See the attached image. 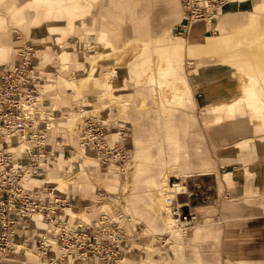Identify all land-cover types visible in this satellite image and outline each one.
I'll list each match as a JSON object with an SVG mask.
<instances>
[{
    "label": "rangeland",
    "instance_id": "rangeland-1",
    "mask_svg": "<svg viewBox=\"0 0 264 264\" xmlns=\"http://www.w3.org/2000/svg\"><path fill=\"white\" fill-rule=\"evenodd\" d=\"M8 1H17L21 3L22 7L24 8L23 16L25 26L23 28L27 31L32 30V34L28 32V37H26L20 27H17L14 24H10L9 21H7V29L5 32L3 30L4 21L0 17V45H2V43H8L10 38L17 44L13 48L15 51L10 55L8 60L5 63L2 62L4 63L2 66L0 65V70L6 66L13 65L17 56L25 46L31 45L34 47V49H36L34 62L39 73V91H41L40 96L38 95L39 98L34 99V102L36 101V105L34 106L39 110V114L37 113L34 118H38L40 120L38 123L39 131H41L45 135V146L47 149V153L45 155L44 161L46 162L48 169L44 173L34 176L31 184H34L35 187L46 186L54 190V188L47 183V179L45 178L46 173L52 171L53 169V167L50 166V154L54 152L64 153L63 147L65 145V147H67L69 150L67 152L70 153L72 149L75 150L68 145L69 136L68 133L65 132V130H67L68 128L69 122L63 123L67 120L69 121V119L73 120L79 116L81 117L80 120L78 118V124L74 127L75 133L77 135V146L75 147L77 150H75V153L73 155L69 153L67 154V156L71 159V171L75 173L79 171L78 160L80 158V154L78 153V151L83 150L79 146L80 144L78 138L82 131L83 123L87 118L96 119L101 123H104L108 127L109 133L114 134L112 135L114 139L120 138L124 148L128 152V159L131 157L133 151V143L131 139L134 135L135 128L144 136H147L150 133L159 136L161 131V129L157 125L156 118L147 109L137 110V113H139L138 118H141H139L140 122H137L136 127L134 125V120L125 122L121 120L119 113L126 110V104L125 102H121L120 100L111 98V90L115 86L113 85V87L109 88L107 86L105 78H103L102 76L103 72L110 68V65H104L99 68L101 87L94 86L91 88H84L78 94H73L72 91L69 92L65 87H62V85L66 81L72 82L76 78L86 76L85 72L89 67V61L87 58H95L97 50L96 40H94V36L91 35L92 31H88L90 27L89 25L92 23H96L97 25L102 23L105 25L107 24V21L106 19H99L94 17L90 13L91 11L98 9L99 11H103L106 13L107 9L113 14H118V18H116V21H114L116 23L113 25V34L116 38L115 43L117 46H119L124 36L139 34L142 29H145L144 27H146L147 24H150L151 19L156 20V17L163 15V13L165 12L164 8L170 9L165 13L166 18L169 17L170 21L176 20L178 23H173L171 32L168 33L173 39L178 40L181 43L183 59L187 58L188 62H191L190 60L195 57L196 54H199L205 57H210L213 55L214 58L211 57L202 60L213 61L217 60L218 56L229 54L228 52L237 50L239 51V56L236 57L235 63L245 62L247 60V57L249 56L251 60L254 61L256 66L260 65L261 63L264 69V0L259 1L257 4L253 3L250 8L256 10V15H249L245 19H242L241 11L238 10L232 12L231 7L229 8L230 11L223 8L222 15L224 16V21L229 26L228 30L229 28L231 29L227 31V33L233 35L231 38V42L227 44L222 43V41L215 42L213 44L205 43L207 38L211 36H218L221 34V30H218L222 29L223 27V22L222 20H220L223 19L221 15L219 16V18L216 17L211 21L198 20L190 23L191 25L189 24L190 27L198 22H203L206 24L211 23L209 30L201 34L193 35L189 29L184 34H180L178 30H172L174 25L179 24L183 15L179 0H111L110 3L109 0H95L88 13H86L88 7L87 0H60L61 8L66 10L68 12V15L62 22V24H65L63 26H59L58 29H53V27L49 25L54 21V14L57 10L56 8H59V5H57L56 3L53 4V2L50 1L48 2L38 0H0V13L4 11V7L6 3H8ZM232 1L234 0H231V2ZM72 2L77 3V7H73L71 5ZM80 4L82 5V8ZM110 4H112V6ZM228 6L230 5L228 4ZM246 6L247 5H245V7ZM146 9L147 11L145 16ZM47 10L52 11V13L51 15H49V17L43 18L44 13ZM71 10L73 11L74 15H70ZM85 15V18L87 19V26L84 25L85 19L83 17ZM82 18V24H80L79 22ZM66 28L67 30L64 31V29ZM42 29H46L49 34L47 32L38 33V31H41ZM144 33L146 34V30ZM158 33L159 29L156 31V33H154V35H157ZM60 34L64 36L74 34L67 37L64 45L65 50L69 51L72 56H70L71 54L68 55V52H64L62 48H58V46L54 44L53 36ZM192 37L196 38V40L190 43V38ZM1 39L3 40L1 41ZM128 40H126L125 42H127ZM10 43H8L7 45H9ZM191 44L192 49L190 50ZM83 48H86L85 51H83ZM5 49L6 52L3 53V49L0 47V53L6 59L11 49ZM38 51L42 52L41 54L43 55L47 52V55L44 56L43 60ZM78 52H80L79 55H77ZM60 55L69 56L70 59L66 62V65H63V63V66H61V64L59 66L58 61ZM136 57H138V55L134 56V58ZM4 58L2 57V60ZM134 58L131 61H133ZM96 61L97 59L95 60V63ZM80 62L83 63L84 66H86V68L82 67L84 71H80ZM103 63H110V61ZM76 66L79 70H75V75H73L75 77L68 78L72 75V68ZM185 69L186 71H189V66L186 65ZM236 69L237 68H235V70ZM231 70L232 72H234L233 68H231ZM141 81H143L142 77ZM116 86H118V84ZM147 86H150L152 96L155 99L157 106L154 107L161 109L162 107L166 106V109L164 111H159L160 113L155 112L157 115L159 114L162 120H173L172 118L175 115L174 111L176 107L188 109L190 102L189 93H187L188 100L183 106H171L162 98L160 91L155 84ZM191 88L194 95L196 96L197 87L191 85ZM98 93H106V97H96L93 103L94 108H86L83 105L84 103H82V101L88 96ZM139 100L140 98H136L137 103L139 102ZM150 104V101H147V105ZM99 105L104 106L99 107ZM73 110L76 112H74ZM201 111L202 108L200 106L196 112V115L200 122H202V115L204 113H202ZM44 116L45 120H43ZM62 118L66 119L63 120ZM44 121L47 123H45ZM199 132L202 134L200 128ZM161 136H163L162 133ZM196 141V139L192 140V138H188L189 144ZM200 141L203 142V137L200 139ZM24 146L27 145L24 144ZM257 150L258 155L260 154L261 157H255L254 159H256V162H264V151L262 150V148H257ZM83 151L89 158H91V160H94L93 162L90 161V165L94 167V170H92L91 172L87 171L89 175L93 177L98 176L97 178L105 181H111L114 183V186L112 191H109L106 186L104 187L101 184H96L93 186L94 188H91L88 191H83V188L80 185L82 174L77 175V179L79 180L77 189L70 187L65 192L54 190L55 193H67L69 199L73 200L70 204V210L66 212L72 215L78 214V216L82 220H84L85 222H90L97 218L100 209H111V199H119L125 206V213L130 219L129 224L131 223V226L129 227L136 228V232H134L136 238L132 240L129 246V252L125 255V257H123V259L121 260V264H183L182 258L177 259L172 253L173 246L178 245L179 242L176 238L175 232H173L177 230L175 229V227H180L178 222L172 221L171 226L168 227L167 225L165 226L164 223H162V225H154L152 221H149L147 219V217L150 216L151 211L148 209L149 207H144L145 204L150 202L146 196V186L145 191H138L134 202L132 201V191L134 190V186H137L138 184V165L144 164L146 161L140 159L138 162H136L133 159H127L128 161L125 162L126 164H123V170L120 171V169L118 170L115 166L105 167L99 165V167V163L95 159L94 153L88 150ZM155 151L156 149H153V152ZM29 152L30 148L27 151L26 156H28ZM168 169L170 170V167ZM53 174L56 178H60L62 176L56 170L53 171ZM183 179H177L171 176L170 182L172 184L174 182L181 183ZM180 185L178 184L177 187L180 188ZM99 194H102V196L105 198L103 199V201L97 203L96 199L98 198ZM259 194L260 193L250 192L246 195L248 198L254 199L261 198L263 196L262 194ZM231 199L232 198H230L228 195L225 196L224 194H222L216 206V211H214L212 214L214 215L215 213V215H221V209L225 210V212L228 211V207L232 204V202H229ZM243 200H245V198L240 199V201ZM134 206L136 210L140 209L141 214L136 212ZM170 210L171 209H169V215L171 216ZM194 228L190 230L188 234H191ZM237 228H240L239 224H228V232L223 238L220 252H218L219 242L217 239L210 238V243L213 244V249H210V252L207 253L204 252L207 251L206 249H202L199 246L203 241L199 240L196 243L203 264H226L227 260H234V258L245 256L241 250L240 245L242 244V242L244 243V241H249V239H251V237L256 233L253 231H251L250 233L234 232V229ZM181 243L182 241L180 242V244ZM258 243L260 244L255 248L254 246L251 247V252L253 253L252 258H255L256 260L264 264V240H262L261 242L258 240L255 245H257ZM230 244H233L235 246L232 250L229 249ZM184 253L186 256H189L191 253L190 247L187 246ZM213 254H215V256ZM162 257L165 259L163 260ZM153 259H155L156 262H154ZM15 260L19 264L45 263V261L40 259L39 256L37 257L36 253H34V257H24L23 255H18L15 256Z\"/></svg>",
    "mask_w": 264,
    "mask_h": 264
},
{
    "label": "crops",
    "instance_id": "crops-1",
    "mask_svg": "<svg viewBox=\"0 0 264 264\" xmlns=\"http://www.w3.org/2000/svg\"><path fill=\"white\" fill-rule=\"evenodd\" d=\"M110 1L111 0H109V3ZM259 1L261 0H234L232 2L231 0H228L224 9L230 11L229 8L231 7L232 12L239 10L242 12V19H245L249 15H256V10L251 9L250 6L253 3L257 4ZM179 2L182 8L181 0H179ZM228 4L230 6H228ZM110 5L112 6V4ZM245 5L247 6L245 7ZM23 9L24 8L20 2L8 1V3H6L4 11L0 13V17L4 21L3 30L5 32L7 29V21H9L10 24L20 27L26 37H28V32L32 34V30L27 31L23 28L25 26ZM169 10L170 9L164 8L165 12H162L163 15L156 17V20L151 19L150 24H147L146 27H144L145 29H142L139 34L124 36L120 43L133 38L149 42L171 32L172 24L177 21H170L169 17L166 18L165 13ZM146 11L147 9L145 10V16ZM94 12L98 14L96 16L99 19H106L107 24L104 25L100 23L97 25L96 23H92L89 25L90 28L93 31L105 32L107 41L116 45V38L113 34V25L116 23L114 21L118 18V14H113L107 9L106 13L99 11L98 9H95ZM221 12L218 13V18L220 15L222 18L224 17ZM220 20L223 22V27L221 29L223 32L227 33V31L231 30L230 28L228 30L229 26L225 23L224 18ZM84 25L87 26L86 18L84 20ZM184 26L187 27L182 30L181 34L186 33L191 27L187 25L183 12L181 21L179 24L174 25L172 30L177 31L179 30V27L183 28ZM158 29L159 33L154 35ZM66 30L67 28L64 29V31ZM145 30L146 34L144 33ZM43 32L48 33L46 29L38 31V33ZM70 35H52L54 44H56L58 48H62L64 52H68V55L71 53L65 50L64 45L66 42L65 40ZM91 35L94 36L93 33H91ZM2 40L3 39H1V41ZM229 42H231V40L222 41L224 44ZM8 43L10 44L7 45ZM8 43H2L3 46L0 45L3 49V53L6 52L5 48L11 49L6 59L3 56L4 59L0 61L1 66L15 51L13 48L17 45L11 38ZM85 49L86 48H83V51H85ZM38 53L41 55L42 60L44 56L47 55V52L44 55L41 54L42 52L40 51H38ZM228 53L229 54L218 56L217 60L213 61H202L205 58H214L213 55L205 57L196 54V56L190 60L191 62H188L187 58L183 59L182 56L181 74L186 81L190 102L188 109L176 107L174 111L175 115L172 118L173 120L169 121L162 120L159 114L157 115L155 113L164 111L166 106L161 109L154 107L157 105L152 96L150 86L145 85L143 81H141V77L139 83H135V75L137 72L131 70V65L139 59L134 58V60L128 65L115 68L118 86H115L111 90V98L120 100L126 104V110L119 113L121 120L124 122L134 120V125L136 127L137 122H140L139 118H141H138L139 113H137V110L147 109L156 118L157 125L161 129L159 136L153 133L144 136L135 128L134 135L131 139L133 143V151L128 160H135V156H141V160L146 161L144 163V172L148 170L145 174L147 177H156L159 170L168 168L170 164L180 166L182 171H179L178 173H169L167 175V180L170 186L182 184L180 185L181 191L175 193L173 199H175V203L180 205V207H185L186 211L196 216L193 232L188 234L189 231H187L183 239V264H203L199 249L196 245L199 240L203 241L199 245L200 248L206 249L207 251L204 252L207 253L210 252V249H213V244L210 243V238L217 239L219 242L218 252H220L223 238L228 232V224L233 225V223L240 225V228L234 229V232L250 233L253 231L256 234L253 235L249 241H244V243L242 242L240 245L245 256L234 258V260H227L226 264H262L260 261L252 258L253 253L251 252V247L254 246L255 248L258 246L260 243L255 245L258 240L260 242L264 240V162H256V159H254L255 157H261L260 154L258 155L259 149L257 150V148H262L264 151V124L262 125L261 131H255L253 127V123L256 122L255 120H258L261 123L264 122V115H262L264 114V108L262 110L257 109L255 112H249L247 103L255 102V104H257L259 97L257 95H247L244 98H241L240 91L237 88L238 83L235 74L236 67L234 68L235 63L232 61L236 58H229L230 52ZM79 54L80 52H78L77 55ZM0 56H2L1 53ZM70 56H72V54ZM240 63L245 65L248 64L257 77V71H259V69H262L264 72L261 63L256 66L249 56L245 62ZM79 64H81L80 71H84L82 67L86 68V66L81 62ZM186 65L189 66V71H186ZM231 68L234 69V72H232ZM213 69H218L222 74L219 83L223 82V84L218 87H214V82L217 83L216 81L210 77H206L209 71ZM75 70H77V66L72 68V75L68 78L75 77L73 76L75 75ZM259 79L260 84H262V92L264 93L262 80L261 78ZM191 85L197 87L196 96L193 93ZM39 96H37V98H39ZM96 97H106V93H98L88 96L82 101V103H84L83 105L88 109L94 108L93 103ZM136 98H140L138 103ZM238 99L239 102L235 107V112L240 115V118L236 120V122L249 124L251 130L248 134L239 131L237 126L230 125L232 123L224 121V114L219 116L218 112H214L217 104L229 101L233 102ZM260 100L263 101L264 104V98H260ZM147 101H150L151 104L147 105ZM103 106L99 105V107ZM200 106L202 108L201 112H204L203 115L201 114L202 122H200L196 115L197 109ZM244 110L245 113H242L241 111L244 112ZM43 120H45V116ZM199 128L202 134L199 132ZM161 133L163 136H161ZM202 137L203 142L200 141ZM188 138H192V140L196 139L197 141L189 144ZM153 149H156V151L153 152ZM22 154L24 158L30 156V152L28 156H26L27 152ZM149 160L153 162H150ZM124 165L111 166H115L121 171L123 170ZM171 176L177 179H184L181 183L174 182L172 184L170 182ZM33 178L34 177L29 178L26 182L31 183ZM143 180L144 179L142 178L138 183V191H145V183ZM183 192L185 193L181 194ZM250 192L260 193L259 195L262 194L263 196L254 199L248 198L246 194ZM222 194L225 196L228 195L232 198L229 201L232 202V204L228 207V211L225 212V210L221 209V215H215V213L213 215L212 213L216 211V206ZM244 198L245 200L240 201V199ZM70 208L71 207H68L66 211L70 210ZM37 224L40 225L39 221H37ZM187 246L190 247L191 253L189 256H186L184 253ZM234 247L233 244H230L229 249L232 250ZM26 255V257H34V254L27 253ZM213 255L215 256V254Z\"/></svg>",
    "mask_w": 264,
    "mask_h": 264
},
{
    "label": "built area",
    "instance_id": "built-area-1",
    "mask_svg": "<svg viewBox=\"0 0 264 264\" xmlns=\"http://www.w3.org/2000/svg\"><path fill=\"white\" fill-rule=\"evenodd\" d=\"M227 1L181 0L187 25L211 21ZM185 27H179L178 32ZM35 56L36 49L25 46L13 65L0 70V264H19L15 256L26 257L27 253H36L47 264H121L136 238V228L129 227L121 200L111 199V209H100L95 220L85 222L78 214L66 212L73 201L67 193L26 182L48 169L45 135L39 131V122L34 123V110L24 106L39 95ZM112 135L104 123L87 118L78 140L81 147L94 153L99 165L120 166L127 161L128 152L120 138ZM22 143L30 148L27 158L18 150ZM104 198L99 194L96 202ZM170 209L186 231L194 228L196 216L175 199Z\"/></svg>",
    "mask_w": 264,
    "mask_h": 264
},
{
    "label": "bare ground",
    "instance_id": "bare-ground-1",
    "mask_svg": "<svg viewBox=\"0 0 264 264\" xmlns=\"http://www.w3.org/2000/svg\"><path fill=\"white\" fill-rule=\"evenodd\" d=\"M38 1H50L53 2V4L59 5V8H56V12L54 14V21L50 23L51 27L53 29H58L59 26H63L62 22L66 19L68 12L61 8L60 6V0H38ZM95 0H87V11L88 13L90 11V7L94 4ZM71 5L73 7H77V3L72 2ZM79 6V4H78ZM81 8L82 5L80 4ZM77 12V11H76ZM52 11L47 10L44 13L43 18L49 17L51 15ZM94 17L98 18L96 15H98L96 12L91 11L90 12ZM220 11H215V14L218 15ZM70 15H74L73 11H70ZM215 16V18L217 17ZM86 15L83 17L85 19ZM80 20V24H82V20ZM214 18V19H215ZM212 19V20H214ZM198 21V20H197ZM203 21V20H202ZM198 22L195 23L190 27L191 33L194 35L196 33H204L209 30L210 25ZM221 30V29H218ZM88 31H92L94 35V40H96V54L95 58L88 57L89 61V67L86 69V76H83L81 78H76L72 82H65L62 87H65L69 92L72 91L73 94L80 93L84 88H91L94 86L101 87L100 85V78H99V68L104 65H110V68L105 70L102 74L103 78H105V81L107 83V86L113 87L117 85V76L115 73V67L116 66H126L130 63V61L134 58V56L137 59H139L137 62H134V64L131 65V70H135L137 73L135 75V83L139 81L140 77L143 79V83L145 85H152L155 84L157 88L160 91V94L162 98L165 100V102L169 103L171 106H183L187 100V93L188 88L186 85V81L184 76L181 74V58H182V46L181 43L178 40L173 39L169 33L164 34L162 37L157 38L153 41H142L138 38L133 39H127V42L120 43L119 46L113 45L110 42L107 41V37L105 32H97L93 31L90 27ZM233 35H230L229 33H225L221 30V34L218 36H211L207 38L205 41L206 44H213L215 42H221V41H229L231 40ZM196 40V38L192 37L190 38V43L192 41ZM125 43V44H124ZM192 49V44L190 45V50ZM239 56V51H230L229 58H236ZM2 56H0V61H2ZM69 56H63L60 55L59 58V66L66 65L67 61L69 60ZM97 59L96 63L95 60ZM110 61V63H103ZM235 63V59L232 60ZM64 63V64H63ZM63 64V65H62ZM234 67H236V80H237V88L240 91L241 98H244L245 96H258L259 101L257 104L255 102L247 103V106L249 107V112H255L257 109L262 110L264 108L263 101L260 100L264 98V93L262 92V84H260V79L262 80L263 86H264V72L262 69H259L258 77L255 75V72L252 70V68L248 64L238 63L236 62L234 64ZM78 70V68H77ZM206 77L212 78L214 81V87L220 86L222 83H219L221 81L222 74L218 69L210 70L209 73L206 75ZM61 88V87H60ZM41 91V90H40ZM39 91V94H40ZM60 92V91H59ZM61 94V93H60ZM35 99H38L37 97ZM239 100H235L233 102L229 101L226 103H219L216 105L214 112L219 113V116L224 114V121L232 123L230 125L237 126V129L241 131L242 133L248 134L251 130V126L249 124H243L240 122H236L240 118V115L235 113V107ZM36 101L32 102L31 104L25 103V109L28 111L34 110V116L36 114H39L38 108H35ZM259 105V106H258ZM242 113H245L241 111ZM45 115V114H44ZM264 115V114H262ZM78 118L80 120V116L76 119H69V121H65L63 123H68V128L65 130V132L68 133L69 136V143L68 145L71 148H74L77 146L76 139L77 135L75 133V126L78 124ZM65 120L66 118H62ZM264 119V116H263ZM40 120L38 118H34V123H38ZM256 122L253 123V127L255 131H261L262 125L264 122H260L258 120H255ZM236 122V123H235ZM66 146V145H65ZM63 147L64 153H58L54 152L50 154V166L53 167L52 171L47 172L45 175V178L47 179V183L54 188V190H60L61 192H65L68 188L72 187L77 189L79 180L77 179V175L82 174L81 176V186L83 188V191H88L91 188H94L93 186L96 184H101L102 186H106L109 191H112L114 183L111 181H105L100 178H97L98 176H90L88 172H91L94 170V167L90 165V161L93 162L94 160L89 158L83 150V147H80L83 149L82 151H78L80 154V158L78 160L79 164V171L77 173L71 171V159L67 156L69 152L67 147ZM19 150H21V153H25L29 150L27 146H24L22 143L21 146L18 147ZM75 150L72 149V151L69 154H74ZM95 159L98 161L97 157L95 156ZM141 159V156H135V161L138 162ZM84 161V162H83ZM150 162H153L149 160ZM84 163V166H83ZM88 163V164H87ZM88 166H87V165ZM168 167V166H166ZM170 167V170L168 169ZM168 168H164L163 170L158 171V175L156 177H147L145 174L147 171L144 172L145 166L144 164L138 165V174H137V180L138 183L143 178L145 186H146V196L149 199V203L145 204L144 207H149L148 209L151 211L150 216L147 217L149 221H152L154 225H164L170 227L172 221L176 222V219L172 217V215H169V205L172 202V197L174 193L181 191V188L177 187V185L170 186L168 184L167 175L169 173H178L181 171L180 166H176L173 164H170ZM118 169V168H117ZM56 170L59 172L62 176L60 178H56L53 174V171ZM88 171V172H87ZM28 179H26L27 181ZM77 185V186H76ZM138 192V184L137 186H134V190L132 191V201L134 202V199ZM135 209V206H134ZM136 210V209H135ZM137 213L141 214L140 209L136 210ZM171 213V210H170ZM180 226V225H179ZM175 235L178 242V245H174L172 249V253L175 258L179 259L182 258V243L183 239L186 235V229L182 226L175 227ZM182 243L180 244V242ZM163 258V257H162ZM165 258H163L164 260ZM154 262H156L155 259H153ZM159 263V262H158ZM42 264H47L42 263Z\"/></svg>",
    "mask_w": 264,
    "mask_h": 264
}]
</instances>
